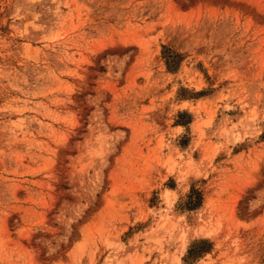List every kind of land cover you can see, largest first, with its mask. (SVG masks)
<instances>
[{
	"label": "rangeland",
	"instance_id": "obj_1",
	"mask_svg": "<svg viewBox=\"0 0 264 264\" xmlns=\"http://www.w3.org/2000/svg\"><path fill=\"white\" fill-rule=\"evenodd\" d=\"M0 264H264V0H0Z\"/></svg>",
	"mask_w": 264,
	"mask_h": 264
}]
</instances>
